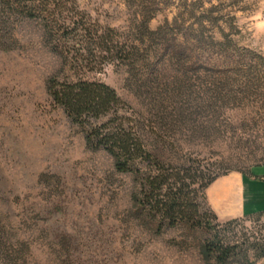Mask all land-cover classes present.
I'll use <instances>...</instances> for the list:
<instances>
[{
    "label": "rangeland",
    "instance_id": "obj_1",
    "mask_svg": "<svg viewBox=\"0 0 264 264\" xmlns=\"http://www.w3.org/2000/svg\"><path fill=\"white\" fill-rule=\"evenodd\" d=\"M76 1L142 47L143 69L109 61L83 75L132 107L162 161L206 177L264 164V0ZM8 30L0 45V264H206L199 230L158 231L136 218L135 176L87 148L82 129L51 101L48 78L76 74L49 48L42 22ZM197 33L204 43L226 36L237 53L218 66L202 43L198 62ZM208 220L240 245L227 264H264V212Z\"/></svg>",
    "mask_w": 264,
    "mask_h": 264
},
{
    "label": "trees",
    "instance_id": "obj_2",
    "mask_svg": "<svg viewBox=\"0 0 264 264\" xmlns=\"http://www.w3.org/2000/svg\"><path fill=\"white\" fill-rule=\"evenodd\" d=\"M24 19L42 22L49 48L76 74L48 78L46 90L51 101L82 129L87 148L105 151L117 172L135 176L137 190L131 201L136 218L153 223L158 231L180 224L199 230L203 234L199 251L206 264H227L236 257L241 251L239 243L208 220L217 217L207 206L204 191L217 175L206 177L191 164L162 161L147 146L144 122L132 107L109 84L83 75L100 70L109 61L131 70L147 67L138 41L122 38L118 30L92 21L76 0H0V45H5L8 29ZM149 19L151 16L141 21L146 29ZM225 37L211 36L209 43H204L197 33L192 43L198 62H202V43L210 44L216 53L217 60L212 63L223 66L227 59L230 62L237 49ZM201 199L206 204L203 210Z\"/></svg>",
    "mask_w": 264,
    "mask_h": 264
},
{
    "label": "crops",
    "instance_id": "obj_3",
    "mask_svg": "<svg viewBox=\"0 0 264 264\" xmlns=\"http://www.w3.org/2000/svg\"><path fill=\"white\" fill-rule=\"evenodd\" d=\"M205 201L218 221H229L264 210V164L249 173L216 177L205 188Z\"/></svg>",
    "mask_w": 264,
    "mask_h": 264
}]
</instances>
